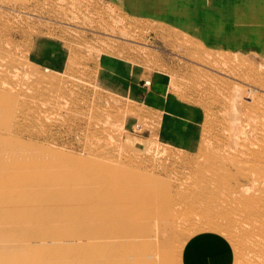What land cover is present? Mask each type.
Instances as JSON below:
<instances>
[{
  "label": "rangeland",
  "instance_id": "374dc122",
  "mask_svg": "<svg viewBox=\"0 0 264 264\" xmlns=\"http://www.w3.org/2000/svg\"><path fill=\"white\" fill-rule=\"evenodd\" d=\"M220 1L0 0V56L15 60L0 80V238L42 237L31 180L142 231L169 215L177 180L217 173L228 196L252 191L223 151L264 124V21L243 1L239 32ZM153 230L142 255L178 244Z\"/></svg>",
  "mask_w": 264,
  "mask_h": 264
},
{
  "label": "bare ground",
  "instance_id": "6f19581e",
  "mask_svg": "<svg viewBox=\"0 0 264 264\" xmlns=\"http://www.w3.org/2000/svg\"><path fill=\"white\" fill-rule=\"evenodd\" d=\"M34 37L30 45L46 48L44 38ZM7 57L0 56V80L6 75L3 66L15 62ZM2 90L7 88L2 85ZM243 129H238L239 143L231 146L235 153L227 148L223 156L250 173L256 184L251 192L242 187L238 195L228 196L217 189L215 172L199 176V181L177 180L174 185L179 190L166 212L169 215L156 221L147 219L142 231L120 213L73 209L64 198H57L53 181L37 180L33 186L31 180L30 187L44 193V201L29 202L38 208L43 205L44 216L38 215L31 224L40 227L42 237H24L26 243L0 238V264H264V124L252 125L260 142L244 141ZM150 229L178 244L172 251L142 255L139 243Z\"/></svg>",
  "mask_w": 264,
  "mask_h": 264
},
{
  "label": "crops",
  "instance_id": "0c3cea01",
  "mask_svg": "<svg viewBox=\"0 0 264 264\" xmlns=\"http://www.w3.org/2000/svg\"><path fill=\"white\" fill-rule=\"evenodd\" d=\"M243 1H248V3H249V4H247V6L250 9L247 8L248 11H247V14L246 15H248V16L250 14H252V15H251L250 18L248 17V19H250L251 21H256V20H261L262 19L264 21V0H221L219 3L211 4V5L214 6V9L217 12L220 11V14H218V13L217 14L220 15L221 18H223L222 19V24H223L224 20L231 18V21H233V20L236 21V25L233 26V24H231L230 27L232 26V27L236 28L237 22H238L237 20L240 19L241 22H244V15H245V13H244V6H243L244 2ZM218 6L219 7H223V8H221V10L220 9L217 10L218 8H216V7H218ZM224 6L227 7V8L229 6H232V8H228L227 9ZM261 7H262V9H261ZM229 10L232 11V12H235V13H232L231 14L229 12ZM209 11L212 12V10H209ZM221 14L223 16H221ZM253 15H255V16H253ZM223 26L225 28V26H227V25H223ZM236 29L239 32L242 31L241 28L240 29L239 28H236Z\"/></svg>",
  "mask_w": 264,
  "mask_h": 264
}]
</instances>
